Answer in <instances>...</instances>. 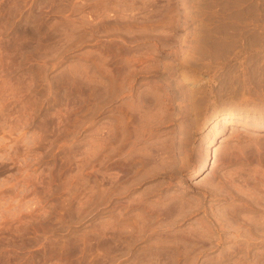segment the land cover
Listing matches in <instances>:
<instances>
[{
  "label": "rangeland",
  "instance_id": "374dc122",
  "mask_svg": "<svg viewBox=\"0 0 264 264\" xmlns=\"http://www.w3.org/2000/svg\"><path fill=\"white\" fill-rule=\"evenodd\" d=\"M118 66L139 90L158 83L160 138L189 160L165 181L193 198L194 213L168 221L165 240L127 222L126 194L111 183ZM230 112L264 116V0H0V264H264V229L222 215L263 194L243 179L264 178V120L219 124ZM210 173L240 175L247 198L205 192ZM158 250L180 255L143 254Z\"/></svg>",
  "mask_w": 264,
  "mask_h": 264
},
{
  "label": "bare ground",
  "instance_id": "6f19581e",
  "mask_svg": "<svg viewBox=\"0 0 264 264\" xmlns=\"http://www.w3.org/2000/svg\"><path fill=\"white\" fill-rule=\"evenodd\" d=\"M131 4H132V7L135 6V3L131 2ZM135 31L137 32V30H135ZM141 33H142V31H141ZM140 36H141V34L139 35V37ZM139 37H137V38H139ZM140 57H141V55H140ZM129 58H131V57H129ZM152 68H154V67H152ZM114 70L115 71H114V74H113V80H111L112 81V86H111L112 87L111 88L112 89V97L111 98H112V104H113V106H112L113 107V109H112V118L113 119H112V122H111V125H110V132H109L110 133L109 134L110 137H108L110 139V141H111V143H110L111 144V150H110L111 151V157L110 158H111L112 166H113V170H114V172L112 171L113 175L111 174L112 175V179H111L112 182L111 183L114 186L113 187L114 189L119 188V187H116V186L121 185L122 189L124 190L123 192L126 194V196H124L126 198V201H124V205H123V209H124L123 212H125V213H123V214H126V213L128 214L127 222L129 221V219L131 217H133L135 219L136 223L139 224V226L141 225L143 227L149 228V230L152 231V234L156 238H160L161 237V238H164L163 240H165V238L167 236H169L168 235V231L169 230L168 231L165 230V229H168L166 226L170 227L172 224L174 225V224H176L178 222L184 221V219L188 218L189 216H191L194 213V209L195 208H193V206L190 205V204H194L193 203V198L192 199L186 198V195L184 194L185 192H182L180 190L179 191L175 190V192H170V190L175 185L173 183L169 182V181H165L166 178H169L170 180H175L176 178H178V176L183 171H185V170H187L189 168V160L186 157L182 156V159L180 158L181 160H180V162H178L179 161V159H178L179 157L177 156L176 159L174 157L175 156L174 152H175V148H176L175 144L170 142L172 138H170L169 140L167 138L166 139L164 138V139L161 140V138H160L161 134H162V132H161V130L163 128L162 126H163V124L164 125L166 124L164 122H166L167 120L165 121V118H164V121L162 123L163 118L161 117L162 120L159 118L160 117V113L162 115V113L164 112L165 108L163 107L162 102L160 101V99H161L160 98L161 97L160 94L161 93H159L160 92V88L158 87V83L154 84L150 88H146L144 90L141 88L142 91H140L141 89L139 90V88H136L134 85H131V82L127 83L128 82L127 77L133 75V72H132L133 70H131L129 68H122L121 69V68H119V66L116 67ZM133 77L136 78L135 75H133ZM133 77H131L132 80H133ZM183 81H184V83L188 84V86L192 85L187 80L186 77H183ZM176 113H177V111H176ZM247 116L248 115H246L245 113H233V112H230V113H226L225 115L221 116V118L219 119L218 122H220L219 124L222 125L223 123L229 122L231 119H235V118H242V119L243 118H245V119L248 118V119H250L251 121H254V122L255 121L257 122V121H263L264 120V116H262V117H260V116H249V117H247ZM216 120H218V119H216ZM168 121H170V120H168ZM255 128H256L255 130H258V131H264V127L259 126V127H255ZM163 135H164V133H163ZM186 141H188V140H186ZM180 152H182V151H180ZM213 155H214L213 151H210V157L211 158L215 156V155L214 156ZM233 158H235V157H233ZM213 166H214V164H213ZM215 166H217V165L215 164ZM210 176H212L211 173H210L209 178H208V183L206 184L207 187L204 184L205 187H203V188H205V192L208 191V189H209L210 193L213 192L217 197H221L222 198V197H224V195H228V196H236L238 198V196H239V197H241L242 200H244L243 197L244 198L246 197L245 195H246V192H247V191L244 192L246 190L245 187L249 188L250 187L249 185H253V187L255 186L254 188H257V190L259 189L260 191L263 192L262 195L259 194L260 195L259 197L255 198V196L258 195V194H256V195L252 196L253 198L250 197V199H247L244 202H242V200H241V202L243 204H241L240 206L238 205L239 206L238 209H234V210L231 209L230 211L227 209L228 212L225 211L224 213H226V214H222L223 217L225 216L226 220H229V222H227V223H232V224L235 223L234 225L236 226L237 223H238V220H240L239 224L241 226L242 225H246V224L247 225L249 224V227L250 226L254 227L255 225H259L261 227V229H259V230L262 231V229H264V216H263V218L261 220H258L259 218L255 217L257 219L256 220L253 216L252 217H250V216L247 217L248 216L247 215L245 217V216L241 215V212H243V211L245 212V211L248 210V212L249 211H252V212L253 211L254 212L259 211V212L264 214V178H262V179L260 178V180L256 181L255 179H253V177H251L252 176V174H251V175H249L250 177L243 179V180H245L243 182H246L247 185L245 187L243 186L245 189H242V187L239 186L240 180L242 179V178L239 177L240 175L239 176L237 175L238 177H235V176L232 177V176L229 175V176H226L224 178L221 175V177L223 179L220 176H217V177L215 176V177H211V178H210ZM160 178H162V179H160ZM143 179L144 180L152 179L151 181L155 180L156 182L153 185L148 186L143 191V193H140V194L137 193L138 195H136L135 197H132V196H134L136 194V191H137L136 186H137L138 182L139 181H144ZM203 183H205V182H203ZM248 188H247L248 192H250L251 195H252V192L254 194L255 191H252V190H255V189H253L252 186H251V188H249L252 191L251 192V191H249ZM120 191H122V190L119 189V192L116 191L115 193L117 194V192H118L120 195L121 194L123 195L124 193H121ZM113 192H111V193H113ZM119 194H117V195H119ZM111 195H113V194H110V196ZM247 195H248V193H247ZM113 197H115V196H113ZM227 199H228V197H227ZM199 201L200 202H198V204L200 205L202 201L201 200H199ZM194 207H195V205H194ZM221 208H223V207H221ZM219 212H220V210H219ZM119 220H120V218H119ZM168 221L171 222L172 224L167 225L169 223ZM201 223H203V222H201ZM100 227L102 228V226H100ZM204 227H206V226H204ZM249 227H248V232H249V229H250ZM260 227H257V228H260ZM199 228L200 227H198V229ZM202 228H203V226H202ZM102 229H99V230H102ZM117 229H118V227H117ZM159 229H162L164 231L161 232V233H158ZM190 229H192V227L189 228V230ZM115 230H116V228H115ZM139 230L141 231V229H139ZM189 230H188V232H189ZM192 230H191V234H192ZM254 230H255V228H254ZM199 231H200V229H199ZM101 232H103V231H101ZM114 232H112V233H114ZM128 233H129V231H128ZM194 233H197V232H194ZM199 234H200V232H199ZM97 235H98V232H97ZM200 235H202V234H200ZM243 235H246L245 232H244ZM262 235H263V233H262ZM170 236H172V234ZM196 236H198V235H196ZM113 237H114L113 238L114 241H112V245H113V242H114V244H118V246H120L119 243H120L122 238L119 237L117 232L115 233V236H113ZM110 238H111V236H110ZM145 238H147V237H145ZM108 239H109V237H108ZM187 239H188V241L190 240V238H187ZM147 240H149V239H147ZM184 240H186V239H184ZM249 240H250V238H249ZM195 241H197V240H195ZM137 242H138V239H137V241H133V244L132 243L131 244L135 245ZM204 242H205V239H204ZM98 243H99V241H98ZM152 243H153V241H152ZM185 243L187 245L189 244V242H187V241ZM148 244H149V242H148ZM104 245H105V243H104ZM160 245H161V243H160ZM109 246H110V244H109ZM115 246L116 245H114V247ZM183 246L184 245H182V247ZM111 248H113V247H111ZM120 248H122V247L120 246ZM129 248H130V246H129ZM152 249H155V248H152ZM185 249H186V247H185ZM119 250H121V249H119ZM135 250H137V248ZM183 251H182V253H183ZM122 252L123 251H119V253H122ZM137 252H138V250H137ZM139 252L137 254L141 256L142 253L139 254ZM185 252H187V251H185ZM114 253H115V251H114ZM145 253H146V251H145ZM145 253L143 252V254L146 257L148 255L149 256L152 255L154 257L155 256L156 257H160V256H162V257H165V256H167V257L170 256L171 257V256H173L174 257V255H176V254L180 255L179 253H177L176 251L174 252L173 250H171V251L169 250V251H165V252H163V251L160 252L158 250V252H151L150 254H145ZM115 254L117 255V253H115ZM186 256H188V255H186ZM132 257H133V255H132ZM162 257H161V259H162ZM135 259H137V257Z\"/></svg>",
  "mask_w": 264,
  "mask_h": 264
}]
</instances>
